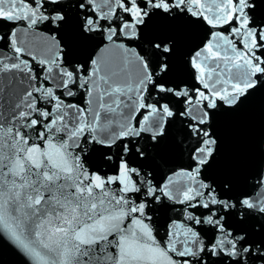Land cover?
Listing matches in <instances>:
<instances>
[{
  "label": "snow or ice",
  "instance_id": "1",
  "mask_svg": "<svg viewBox=\"0 0 264 264\" xmlns=\"http://www.w3.org/2000/svg\"><path fill=\"white\" fill-rule=\"evenodd\" d=\"M264 0H0V249L22 264H264Z\"/></svg>",
  "mask_w": 264,
  "mask_h": 264
},
{
  "label": "water",
  "instance_id": "2",
  "mask_svg": "<svg viewBox=\"0 0 264 264\" xmlns=\"http://www.w3.org/2000/svg\"><path fill=\"white\" fill-rule=\"evenodd\" d=\"M225 144L221 164L259 160L264 143V93H258L235 116L222 118ZM0 264H22L11 248L0 249Z\"/></svg>",
  "mask_w": 264,
  "mask_h": 264
}]
</instances>
